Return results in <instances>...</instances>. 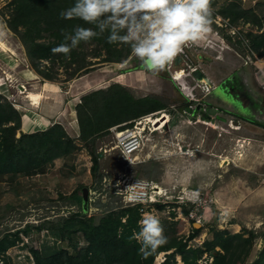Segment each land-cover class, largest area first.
Here are the masks:
<instances>
[{
  "label": "rangeland",
  "instance_id": "obj_1",
  "mask_svg": "<svg viewBox=\"0 0 264 264\" xmlns=\"http://www.w3.org/2000/svg\"><path fill=\"white\" fill-rule=\"evenodd\" d=\"M11 2L0 0V100L11 104L21 116L17 138L60 123L73 140L74 149L49 158L33 174L0 175V242L16 239L14 246L0 249V264H37L34 249L41 252V257L55 256L54 264H66L69 256L84 257L91 245L83 235L76 233L73 239L63 240L55 226L77 215L93 216L100 222L103 216L114 213L118 217L128 208L138 210V221L144 212L157 214L165 237L182 239L194 250L199 264L218 258L216 250L220 248L211 253L206 242L222 230L252 238L253 245L233 264L264 261L260 257L264 251V130L259 127L264 125V118L257 115L254 123L240 122V118L228 114V105L216 98V91L206 92L201 86L211 89L237 74L263 102L264 54L260 52L264 47L257 50L254 43L260 34L264 37V17L261 26L240 19L238 31L233 34L229 20L216 14L204 39L186 43L179 53L180 63L175 62L173 68L187 71V92L174 79L172 62L152 72L140 68L143 63L132 53L120 62H102L103 55L95 57L92 48L87 49V60L98 62L92 71L67 79V69L56 61L63 54L56 52L53 60L40 62L56 77L45 78L30 61L24 41L8 25ZM227 2L210 0V14ZM253 4L245 0L244 6ZM257 10L264 15V6ZM194 70H200L209 85L204 81L198 84L191 75ZM112 87L137 101L149 97L161 104L160 112L148 113L153 115L151 119L168 114L163 127L146 130L148 139L133 161L113 148L115 131L123 127L115 129L114 125L93 140L81 137L77 110L84 96ZM32 91L42 92L37 107L29 100ZM204 102L222 111L206 117L202 116L203 110L199 116L196 104ZM238 112L245 113L242 109ZM126 178L155 181L167 191H162L155 205L128 206L116 187ZM126 218L121 215L123 222ZM173 251L160 252L153 264H161ZM174 255L172 264H184L179 253ZM42 263L50 264L43 259Z\"/></svg>",
  "mask_w": 264,
  "mask_h": 264
},
{
  "label": "trees",
  "instance_id": "obj_2",
  "mask_svg": "<svg viewBox=\"0 0 264 264\" xmlns=\"http://www.w3.org/2000/svg\"><path fill=\"white\" fill-rule=\"evenodd\" d=\"M72 3L74 0H12L10 3L13 6L8 18L10 29L21 37L26 45L30 61L32 64L35 63L37 70L49 80H54L56 77L53 76L54 73L49 72L47 66H42L44 64L40 62L44 59L53 60L56 57L52 49L66 42L64 33L71 32L76 25L95 29L94 25L79 18L63 19L59 15L61 10L68 8ZM259 6H264V2L259 3L256 8L247 9L243 8L238 1L231 0L218 10L211 12L209 24L213 23L212 19L216 14H220L235 26L240 19L243 23L252 22L261 26L264 15L260 16L256 12ZM107 35L105 31L87 42L81 41L77 47L71 49L69 54L58 55L56 61L67 69L69 74L67 79L74 78L76 74L84 75L92 71L93 65L98 63L87 60V49L89 48H92L91 52L95 57L103 55L102 62H120L131 54L128 45L108 43ZM247 36L250 37L251 33ZM254 47L257 50L264 47L263 35L260 34V39L255 41ZM261 53L264 54V49ZM161 108V104L153 102L149 97L137 101L125 91H119L114 87L107 90H96L84 96L78 106L77 119L81 137L85 140H93L95 135L103 130H108L123 122L124 126L132 125L129 121ZM12 122L14 124H10ZM20 126L19 112L8 102L4 103L0 100V175L18 172L33 174L49 158L64 156L74 149L73 140L60 123H55L44 131L22 134L17 138L16 132ZM121 215H127L126 222L121 220ZM139 218L140 215L136 208H128L124 209L118 217L114 213L103 216L100 222H96L97 219L93 216L77 215L68 218L64 225H56V233L61 236V239H73L74 234L81 233L85 241L91 245L84 257L69 256L66 264H153L160 252H168L172 249L174 251L168 253L167 258L161 264H172L176 252L182 256L184 264H199L198 257L195 252L193 253L194 250L188 248L182 239L179 240V237H166V243L158 246L155 251H150L147 255L141 254L138 251L139 243L135 239H130L132 233L139 230ZM15 244L16 239L2 241L0 249H7ZM252 245L251 236L245 237L242 233L217 231L214 239L206 242V246L211 253L219 247L220 249L216 250L218 258H216L217 261L206 264H233ZM33 252L37 264H43L42 259L50 264L57 261L53 255L41 257L38 249H34ZM260 257L264 259V251ZM255 263L264 264V261L259 259Z\"/></svg>",
  "mask_w": 264,
  "mask_h": 264
},
{
  "label": "clouds",
  "instance_id": "obj_3",
  "mask_svg": "<svg viewBox=\"0 0 264 264\" xmlns=\"http://www.w3.org/2000/svg\"><path fill=\"white\" fill-rule=\"evenodd\" d=\"M59 15L63 19L79 18L95 29L74 26L64 33L66 42L52 49L54 53L67 55L81 41L107 31L108 43L128 45L146 69L158 72L182 52L186 43L201 39L209 31L210 0H74ZM138 225L130 239L139 243L141 254L166 243L157 214L144 212Z\"/></svg>",
  "mask_w": 264,
  "mask_h": 264
},
{
  "label": "built area",
  "instance_id": "obj_4",
  "mask_svg": "<svg viewBox=\"0 0 264 264\" xmlns=\"http://www.w3.org/2000/svg\"><path fill=\"white\" fill-rule=\"evenodd\" d=\"M230 31L231 33L235 34L238 30L234 27H231ZM201 86H203V90L206 92H208L210 89L207 85ZM147 115L139 117L133 121V125L131 126H124L125 123H123L114 127L117 129L121 126H124L122 129L115 131L116 136L114 145V147H117L120 150L121 155L124 158L130 159L132 161L135 160L138 152L143 148L145 140L148 139L146 130L148 129L151 132V125L154 127V121H149V119H146L148 117ZM116 187L118 190L117 193L122 197L124 203L128 206L147 204L155 205L161 200L162 193L167 191L163 188V186H161V190L159 184L155 181H149L141 178L123 179V181H119ZM130 197H134L135 199H130ZM191 216L193 217V214H191Z\"/></svg>",
  "mask_w": 264,
  "mask_h": 264
},
{
  "label": "flooded vegetation",
  "instance_id": "obj_5",
  "mask_svg": "<svg viewBox=\"0 0 264 264\" xmlns=\"http://www.w3.org/2000/svg\"><path fill=\"white\" fill-rule=\"evenodd\" d=\"M145 67L144 65H141L140 68ZM194 79L199 80L202 79L201 75L203 73L199 70H194L193 73L191 74ZM224 82L214 84V86H211L213 91L210 89V93L216 91V98L220 99L222 103H226L225 106L227 108L225 110L229 111L230 113H227L230 115H233L236 118H240V122H243V120H248L246 122H251L254 123L256 116L258 115L260 117L261 115V110H264L262 106H264V100L263 102L261 101L260 97L253 95L251 93V89L247 87L245 81L236 76H228L224 80ZM249 96V97H248ZM198 100V98H195ZM192 106V105H191ZM229 106H232V109L229 108ZM213 107L210 105V103H197L195 107V113L199 114L200 116V111H205L206 113L209 114L208 108ZM233 107H236V109L239 111L240 109L244 110L245 113H240L237 110H233ZM215 108V107H213ZM240 108V109H239ZM217 110L216 115L222 110L219 108H215ZM220 110V111H219ZM221 112L220 114H222ZM264 117L261 116V118ZM242 124V123H241ZM261 124V123H260ZM260 128L264 130V125H259Z\"/></svg>",
  "mask_w": 264,
  "mask_h": 264
},
{
  "label": "bare ground",
  "instance_id": "obj_6",
  "mask_svg": "<svg viewBox=\"0 0 264 264\" xmlns=\"http://www.w3.org/2000/svg\"><path fill=\"white\" fill-rule=\"evenodd\" d=\"M96 76V75H95ZM185 76H187V73L184 69H177L175 72H174V79L177 80L181 85H183L184 89L187 90V92H189L190 90L184 86L185 84ZM100 77V76H99ZM97 77V78H99ZM205 82L208 84V80L207 79H203L200 81L198 80V84H200L199 82ZM201 85V84H200ZM209 85V84H208ZM211 87V86H210ZM29 96V99L32 100L31 102H33L34 104L38 105L39 102H40V99L42 97L41 93L40 92H34L32 91L31 93L28 94ZM159 113V112H158ZM148 117L146 119H149V121H154V127L155 129H159L161 127H163L167 122H168V114H164V113H160L159 116H156L154 117L153 119H151L150 116H153L151 114H148L147 115ZM161 124L159 127H158V124ZM157 126V127H156ZM153 127L151 125V132L153 131ZM113 148H117V147H113ZM141 151V150H140ZM139 151V152H140ZM198 225V224H197Z\"/></svg>",
  "mask_w": 264,
  "mask_h": 264
},
{
  "label": "water",
  "instance_id": "obj_7",
  "mask_svg": "<svg viewBox=\"0 0 264 264\" xmlns=\"http://www.w3.org/2000/svg\"><path fill=\"white\" fill-rule=\"evenodd\" d=\"M180 59H181V56H180V54H178V55L174 58V60L172 61V63H171V70H172V72H173V71H176V69L173 68V65H175V62H176V64L180 63ZM178 69H181V68H178ZM184 70H185V69H184ZM185 71H186V70H185ZM186 72H187V71H186ZM202 77L204 78V74L201 75V78H202ZM236 77H239V76L236 74ZM208 112H209V114H207L206 112H205V113L202 112V116H206V117H208V116H210V114H215V113H217V110H216L215 108H213V107H209V108H208ZM83 200H84V202L87 201V189H84Z\"/></svg>",
  "mask_w": 264,
  "mask_h": 264
},
{
  "label": "crops",
  "instance_id": "obj_8",
  "mask_svg": "<svg viewBox=\"0 0 264 264\" xmlns=\"http://www.w3.org/2000/svg\"><path fill=\"white\" fill-rule=\"evenodd\" d=\"M225 1H231V0H225ZM235 1H238L241 5H243L244 6V3H245V0H235ZM253 2L254 4L252 5V6H249V7H246V6H244V8H247V9H249V8H256V6L259 4V3H255L257 0H249V2ZM257 4V5H256ZM256 12L258 13V14H260V12L258 11V10H256ZM260 16H262L261 14H260ZM224 18V17H223ZM225 19H227V18H225ZM230 23V22H229ZM230 25L231 26H233L235 29H238V27L237 26H235V25H233V24H231L230 23ZM203 39L205 38V34H204V36L202 37ZM210 44H212V43H210ZM210 44H208V46H210ZM255 52V51H254ZM254 54V57L255 58H257L258 56L255 54V53H253ZM49 85V84H48ZM52 86V85H51ZM210 90V89H209ZM192 91V90H191ZM34 92H36V91H34ZM42 93V92H41ZM192 94H193V92H192ZM249 97V96H248ZM30 100V99H29ZM30 101H32V100H30ZM31 105H33V106H35V107H37L38 105H36V104H34L33 102H31ZM159 111H161V110H159ZM155 112H157V111H155ZM263 114H264V110H261V115H260V117L261 116H263ZM264 118V117H263ZM30 233H32V232H30ZM220 259L221 260H224V258L223 257H220ZM220 260V261H221Z\"/></svg>",
  "mask_w": 264,
  "mask_h": 264
}]
</instances>
